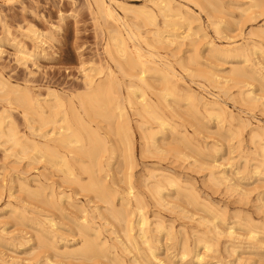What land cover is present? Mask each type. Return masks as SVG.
<instances>
[{"label":"rangeland","instance_id":"obj_1","mask_svg":"<svg viewBox=\"0 0 264 264\" xmlns=\"http://www.w3.org/2000/svg\"><path fill=\"white\" fill-rule=\"evenodd\" d=\"M173 1L171 0L174 5L185 4L184 6L182 4L183 9L190 13L191 20L194 19L191 24L192 30H188L186 26L176 30L180 35L191 34L185 40L181 39L184 44L179 40L182 44L180 46V43L173 45L156 41L154 42L156 44L152 43V39H157V36L152 35L154 28L152 26L145 28L148 24L142 23V20L144 22L147 20L140 15L142 6L147 9L152 6L149 1L147 3L146 0H106L129 28L135 33L137 31L138 36H142L135 37L133 42L126 38L130 56L135 57V49L131 47L135 42L138 43L135 44L136 46L142 47L140 50L146 58L150 56H147L148 53L151 55L156 53L150 58L161 60L165 58V62H169L184 81H181L184 89L182 93L194 92L192 94L195 96L192 99L198 101L199 112L196 114L198 121L192 118L188 109L190 98L184 96L185 98L176 104L178 108L171 103L172 99H168L177 111V115L174 111V115L169 114L167 119L174 126H182L183 131L187 133L186 136L190 134L187 136L188 141L176 137L171 132V124L161 130L158 129L156 122L151 121L149 126L146 124L145 131L148 129L147 131L153 133L155 137L148 138V141L144 140L141 131L134 123V119L138 117L132 114L133 110L127 104H124V111L131 120L134 142L133 159L129 161L124 157L122 145L117 141L116 144L113 142L110 144L113 136L103 132V125L106 126L107 122L114 124L113 120L109 119L105 122L101 117H95L96 121L90 120L94 123L90 122L92 126L97 125L98 130L101 129L99 132L108 139L111 145L109 149L116 150L112 152L109 150L101 156L100 167L95 166L93 168L95 173L92 175L104 181L103 183L110 188V192L115 196L113 200L117 210L122 209L117 206L120 203L119 197L126 193L129 185L134 188V193L138 198L140 197L142 212L148 218L147 224L150 229L148 234L154 238L152 245L155 256L150 258L148 255L141 239L137 237L136 227L131 232L137 239H135L136 246L138 245V248L135 247L137 251L133 246H131L132 250L129 247L126 252L118 249L122 245H117V241L123 237V227L121 228L123 221L118 219L123 215L119 213L117 219L111 214L113 210L106 201L101 198L100 200L96 194H91L92 192L84 191L80 185L77 186L73 177L80 179L81 183L89 181L87 173H82L79 167L73 165L72 179L67 171H63V167L58 168L57 165L52 166V163H48L43 158L39 159L40 153L29 152L33 156L38 155L39 160L29 153H27L28 158H26L27 154L26 157L21 154L16 156L12 154L15 153L14 149H11L12 152L9 150V144L5 146L2 143L0 144V264H104L105 262L106 264H116V262L117 264H133V262L134 264H264V42L260 43L261 38L257 35L252 36L249 31H255L257 27L264 25V16L256 18L254 22H246V17L241 16L237 8L230 6L229 11L232 13L225 18L235 23H231L227 28L224 27L225 29L217 34L209 26L205 14L192 2ZM224 1L226 3L229 0ZM115 2L118 4L116 5ZM97 11L93 0H0V76L18 85L20 92L23 90L30 94L33 92L32 94L38 96L41 101L46 99L51 102L57 94L64 101L66 98L75 97L73 99L75 104L78 103L77 98L87 92L85 75L94 74L93 70L98 71L100 68L105 70L109 67L115 76L117 75V79L126 84L125 80L128 79L122 77L114 62L123 56L118 55L119 58L116 59V55L115 59H110L108 53L113 52L114 49L112 46L114 40L108 37L109 27L111 28L113 23L110 18ZM129 21L135 26L137 24L140 26L134 30L135 26ZM197 23L202 26L199 30ZM121 26L119 25V29L124 34L126 26ZM148 29L151 33L147 32ZM35 33L41 34L42 37H36ZM163 35H166V31ZM143 37L145 43L148 40L146 44L141 39ZM246 41L249 42L248 48H251L252 41L259 43V46L253 49L254 53L251 52L252 50H247L246 55L240 54L242 55L240 56L236 51L239 48L237 46L246 44ZM190 44L195 45V50H192L194 46ZM109 47L110 49L107 50ZM187 54H190L191 58ZM246 58H249L248 62L245 61ZM181 62L185 68L180 67ZM250 63H253L252 67L255 65L254 68L257 69L259 76L249 74ZM237 68L244 69L241 76L236 75ZM96 73L94 78L101 76ZM206 73L213 74L209 76ZM213 77L218 78L219 85ZM208 78L211 80L209 81ZM156 83L155 87L158 88L152 89L154 93L160 88V84ZM124 84L121 86L122 95H126ZM223 86L226 88L224 89ZM52 90L54 92H51ZM147 92L150 98L155 99L152 92ZM14 94L10 92L7 95L13 97ZM247 94L250 95L249 98ZM7 95L0 96V111L4 107L8 108L7 112L11 113L10 116L17 123L20 132L28 134L27 122L23 119L21 111L23 103L18 104L19 101L15 102L12 99L11 104H8L5 101ZM214 100L218 105L212 103ZM207 101L209 106L203 109L202 103ZM27 113L29 116L30 112ZM218 115L220 122L216 118ZM29 117L32 119V114ZM74 157L78 158V156ZM78 159L84 161L80 164L89 166L87 158ZM98 168L101 169L98 171L100 174L97 172ZM211 172H214V175ZM221 172H224V179L219 175ZM68 181L72 183L69 184ZM158 183L163 195L159 201L154 198L152 189ZM50 184L54 189L53 194L50 193L52 192ZM24 185L31 190L34 189L32 190L35 193L34 197H29L34 195L32 191L29 192L32 195H26L28 192L25 191ZM69 185L75 186L69 187ZM38 193H40L39 198L36 195ZM131 205L134 206L133 198ZM132 215L137 219L135 213ZM135 218L133 219L136 220ZM82 219L83 222L90 223L87 225L89 228L85 229L89 238L102 241L101 243L105 241V246L108 245L105 253L95 260H80L79 255L70 257L65 253L60 254L61 249H70L81 244L83 237L76 232V227L81 228L80 223L84 224L81 222ZM158 223L160 227H156ZM214 223L221 230L231 227L235 232L233 234L235 236H231L234 241L222 235L217 241H211L210 248L206 249L202 241L197 242V238L202 235L210 237L212 232L208 230L212 229ZM41 225L54 230L55 235L52 233L51 241L57 247L55 251L58 252H53L51 250L54 249L51 247L42 245L44 238L42 240L39 236ZM250 228L256 232L257 243L247 238ZM237 233L239 240L236 238ZM56 235L58 239H53ZM252 241L255 245L251 243ZM183 243L190 248V252L185 257L181 256ZM233 246L236 250L232 252ZM195 252L202 255L201 261H195L193 256Z\"/></svg>","mask_w":264,"mask_h":264},{"label":"bare ground","instance_id":"obj_2","mask_svg":"<svg viewBox=\"0 0 264 264\" xmlns=\"http://www.w3.org/2000/svg\"><path fill=\"white\" fill-rule=\"evenodd\" d=\"M93 1H94V5L96 6V10L101 12L107 18H110L111 23H113V26L111 28L109 27V34H108L109 36L108 37L112 41L114 40L113 41L114 45L112 43V46H114V49H113V52L110 51L108 53H110V55H109V57H111L110 59H115L116 55H117L116 59L119 58L118 55H120V57L123 56V58H121L123 60L120 59L121 61L116 60L114 62H116V65L118 66V68L122 74V77H126L128 79L127 81L125 80L126 84H124L123 81L118 80L116 77L117 75L115 76L113 70H111V68H109V67H106L105 70H103V68H100L98 71L93 70V71H95V73L97 72L101 76L94 78V77H96V76H94L95 73L91 74V75H89V74L85 75V79H86L85 86L87 87V92L83 96L80 93L81 96H79L77 98L78 99L77 101L79 103V104L78 103L77 104L79 106H77V104H75L73 101V99L75 97L72 96L73 99L72 98H66V101H64V99L60 98V96H58L57 94L54 96L53 100L50 99L51 102H48L46 99L42 100L43 101L42 102L41 100L38 99V96L32 94L33 92L31 94L28 91H24V90H23V92H20L18 85L12 84L8 79L4 78L1 75L0 76V96L2 97L3 94L7 95L10 92L15 93L13 97H9L7 95L5 98L6 100L5 99L4 100L8 104H11L12 99L15 100V102H16V100H17V102L19 101L18 104L20 102L23 103V104L22 103L21 104H22V106L24 105L23 106L24 110H23V107L22 108L20 107V108L22 109L21 110L22 115H23L22 117L27 122L26 125H27V128L29 129V132H28V134L25 132H20L21 130L18 129L17 123L10 116L11 113L7 112L8 108L4 107L0 111V141H1L0 144L3 143V144H5V146L7 144H9V146L7 145L9 150L12 152L11 149H14L15 153H12V154L13 155L16 154V156H20L18 154H21V156L24 155L23 157L27 156L26 158H28L27 153H29V152L31 153V151L37 152L36 154L40 153L39 159L43 158L45 161H48V163L49 162L52 163V166L57 165L58 168L63 167L64 168L63 171H67L69 173V176L74 174L73 173V165L79 167L80 170H82V173L83 172H85V174L87 173L86 176L89 177V181L88 180L86 181L87 183H85V182L81 183L80 179H78L76 177H73L74 178L73 179L71 176L70 178H72L75 181L77 186L80 185L81 188L84 189V191H86V192L89 191L90 193L92 192L91 194H96L99 197V199L101 198L102 200L106 201L107 202L106 204L111 206V208L113 210V213L111 212V214H113L114 217H117V219H118L119 217L117 215L119 213H122L123 216H120V218L118 220L122 219V221H123V222L121 221L123 223L121 225V228L123 227L122 228L123 237L122 238L120 237V239H118V241H117L118 242L117 245L120 244V245H122V247L118 248V249H121V251L126 252V250L129 247L132 250L131 246H133L134 248L135 247L138 248V245L136 246V240L137 239L135 238V235L131 232L136 227L137 231H138L137 237L141 239V243L144 244L145 249L147 250V253H149L148 255H150V258H151V256L152 257L155 256L154 255V246L152 245V238L153 237H151L148 234L150 231V229L148 227L149 225L147 224L148 218H147L146 214H143V212H142L141 200L139 199L140 197L138 198V195L136 193H134V191H133L134 188L131 185H129L127 191H125L126 193L119 197L120 203L117 206L118 207L120 206L119 208H122V209L117 210V208L114 207L115 206V203L113 200L115 197L114 194L111 193L109 190L110 188L106 184L103 183L104 181L102 182L100 179L95 178L92 175V173H95V172H93V168L95 166L96 167L99 166V163L101 161L100 160L101 156H103L106 152H109V150L111 152L113 150H115L113 148L109 149V147L111 146L110 144H112V142L114 144L116 141L119 142L120 145H122L121 147H123V149H121V150L124 151V153H123L124 157H126L129 161H132V159H133V143L134 142H133L132 125H131V120L129 119V116H127L125 111H124V104H127V106H129L133 110L132 114L135 115L136 117H138V118L134 119V123H135L136 127L141 131V137L144 140L148 141L149 140L148 138H153V136H154L153 133L147 131L148 129L145 131L146 124L148 125L151 122H153V123L156 122V124L158 125L157 127H159L158 129H161V130L164 129L165 126H167V125L169 126L171 124V126H170V127H172V128H170L171 132L176 137H178L179 139H185V141L187 142L188 141L187 136H190V134L186 136L187 133H185V131H183V129L181 128L182 126L181 127H180V125L174 126L167 119L168 115L175 111V108L171 103H173V104H175V106H177L176 104L178 102H180L182 99H184L185 98L184 96H186V98H190L188 109L190 110V114H191L192 118L197 120L196 114L199 112V109L197 108L198 107L197 106L198 101L195 102L193 100L194 99L193 96H195V95H193L192 93H194V92L188 90L189 91L188 94L182 93V91L184 89L181 86V81L183 79L181 80V77H179L177 75L174 68L172 67V65L169 62H165L166 61V60H164L165 58L163 60L153 58V57L150 58V56L155 55L156 53H154L152 55L148 53L147 56L148 55H150V56L148 58H146L144 56V54L142 53V51L140 50V49H142V47H140L139 45H137V46H139V47H137L135 44H138V43H135V42H134V44L132 43V46H131L132 48L134 47V49H135V51H134L135 57H131L130 56L131 54H129L130 52L128 53L129 46H127V44H126L127 43L126 38H128V40L131 39V41L134 40L135 37L138 36L137 31H136V33L134 31H132L129 28V25L125 23V21L122 19V17H120L115 12L116 10H114L112 8L111 4L107 3L106 0H93ZM110 1H112V0H110ZM148 1L151 3L150 5H152V6L149 5L150 7H148V9L145 8L144 6H142L143 9L144 8L145 9L144 10L141 9L140 13H142V14H140V15H143L144 17L143 16L142 17L145 18V20H147L145 22L142 20V23L147 22V24H148V25L145 24L146 25L145 28L150 27V26H152L154 28V29H152V33H153L152 35L157 36V39H155V40L152 39L153 40L152 43H154L156 41V42H164L167 45H173L176 43L177 44L180 43L179 46L182 45L180 41L183 42V40H181V39L185 40V38L190 37L191 34L180 35V33L177 32L178 31L177 29H180L181 27L186 26L188 30L189 29L192 30L191 24L193 23V20H194V19L191 20L190 13L187 10L183 9V7H182L183 3L182 4L178 3L177 5H174L171 2V0H148ZM148 1L146 0L147 3H149ZM184 1L192 2V4H194L201 12H203L205 14V17H206V20H207L209 26H211L214 29V31L217 32V34H219L223 29H225L224 27L227 28L228 26L231 25V23H235V22H231L229 19L225 18L226 15L230 16V14L232 13L229 11L230 6H233L235 9L237 8L239 10L241 16L244 15L246 17L245 18L246 22H254L256 20V18L264 16V0H245V1H243V0L242 1L241 0H229L228 2H226L227 4L225 3L224 0H184ZM115 3H116V5L118 4L117 2H115ZM184 5L185 4H183V6ZM138 8H140V7H138ZM138 15H139V13H138ZM133 19H135V18H133ZM237 22H239V21H237ZM105 23H107V21ZM130 24H133V23L130 22ZM138 24H139V20H138ZM138 24H137V26H138ZM119 25L126 26V32H124V34H126V36H124V34L119 29ZM141 25H144V24H141ZM238 25H239V23H238ZM133 26H135V25L133 24ZM133 26L131 28H133ZM137 26H135L134 30L138 29V28H136ZM239 26H242V25H239ZM201 27H202L201 24H198V27H197L198 30L201 29ZM256 29L257 30H255V31H251V30H249V31L252 33V36L257 35L258 37L261 38L260 43L264 42V25L260 26L259 28L257 27ZM183 30H185V29H183ZM164 31H166V35H163ZM200 31H202V30H200ZM147 32H150V29H148ZM181 34H182V32H181ZM250 34H247V35H249V37H250L251 36ZM35 35H36V37H42L41 34H38V33H35ZM139 36L142 37L141 35H139ZM192 38H194V37H192ZM141 39H142V41H144V37ZM106 42H107V40H106ZM147 42H148V40L146 41V43ZM188 42H191V41H188ZM143 43H145V41ZM248 43L249 42L246 41V44H238V46L236 45L237 47H239L236 50L237 53H239V55L240 54L246 55L247 50H250V51L252 50L251 52L254 53L253 49L255 50V48L259 46L258 45L259 43H256V42L253 43V41H252L253 44L250 43L251 48H248L247 47L249 45ZM154 44H156V43H154ZM183 44H184V42H183ZM186 44H187V42H186ZM157 45H160V44H157ZM190 45L194 46L192 48V50H193L195 48V45H193V44H190ZM109 49H110V47L107 50H109ZM259 49H261V48H259ZM148 50H150V49H148ZM149 52L151 53V51H149ZM108 53H106V54H108ZM248 53H250V52H248ZM242 55H240V56H242ZM188 56H189V58H191L190 54ZM249 56H250V54H249ZM248 60H249V58L248 59L246 58L245 61L248 62ZM190 61H192V60H190ZM252 65H253V63L251 64V67L249 68V74L251 76L252 75L259 76L260 74L256 71L257 69L254 68L255 65L253 67H252ZM183 66L184 65H182V62H181L180 67L185 68ZM201 69L204 70L203 68H201ZM237 69L238 70L236 71V73H237L236 75L241 76L242 71L244 69L243 70L239 69V68H237ZM131 71H133V72H131ZM97 73H96V75H97ZM245 73H247V72H245ZM206 74H208V73H206ZM211 74H213V73H211ZM211 74H208V75L211 76ZM215 78L213 80L215 82H217L218 78L217 77H215ZM208 80L210 81L211 79L208 78ZM155 82H157L156 84H158V85L160 84V88L158 91H156V93H154V91H153L155 88H158V87H155ZM182 82H184V81H182ZM122 84H124V86H125L124 87L125 91H126L125 92L126 95L124 94L125 96L121 94V93H123L121 91L122 90L121 89ZM217 85H219L218 82H217ZM221 87H220V89H221ZM223 87H224V89L226 88L225 86H223ZM26 90H27V88H26ZM29 91H31V90H29ZM147 91H150V93L152 92V94L155 95V99H152L153 97L150 98L149 95L147 94L148 93ZM51 92H54V91L52 90ZM240 92H243V91H240ZM246 96L248 98L250 97L249 94H247ZM169 97H171V98H169ZM168 99H172V102L170 103V101ZM197 99H199V98L197 97ZM251 99L253 100V98H251ZM42 103L46 104V105L43 104L44 106H46V108H44ZM212 103L218 105V102L215 100ZM207 104H208V101L202 103L203 109L208 108L209 105H207ZM176 108H178V106ZM9 112H11V111L9 110ZM27 112H30L29 116H30V114H32V116H33L32 119H30ZM175 112H176L175 114L177 115V111H175ZM115 115H116V117H115ZM173 115H174V113H173ZM95 117H101L103 120H105V122L108 121L109 119L113 120L114 124L107 122L106 126L103 125V127H104L103 132L105 134L113 136V138L110 139L111 140L110 144L108 142V139H106L102 135V133L99 132V130L101 131V129L98 130L99 127L97 125H96V127H95V125H94V127L92 126V124H94V123L91 122L90 120L94 119L96 121ZM86 118L88 120H86ZM216 118H217L218 122H220L219 115ZM177 126H179V127L177 128ZM199 126H200V123H199ZM201 126H203V124H201ZM195 130H197V129H195ZM173 134H172V136H173ZM37 137H38V139H37ZM151 145H152V143H151ZM155 145L157 146V144H155ZM117 146H118V144H117ZM61 147H63L64 149ZM114 148H117V147H114ZM154 148H156V147L154 146ZM61 149L64 151H62ZM4 151H7V150L5 149ZM6 154H7V152H6ZM36 154H34L35 156H33L32 154H30V155L35 157V159H36L38 157V155L36 156ZM31 156H29V157H31ZM74 156H78V158H83V159L87 158V161L89 162V166H87L85 164H80L81 161H79V159L77 157H74ZM39 159L37 158V160H39ZM42 162H43V160H42ZM83 162L84 161H82L81 163H83ZM77 163L80 165L78 166ZM107 164H108V162H107ZM99 169L100 168H98V170L97 169H95V170H97V172H98L101 170V169L100 170ZM76 170H78V169H76ZM211 173H212V175H214V172H211ZM80 174H81V172H80ZM63 175H65V174H63ZM219 175H221V177H223V179L225 178L223 176L224 172L219 173ZM68 182H69V184L72 183V182L70 183V181H68ZM115 183H117V182H115ZM128 184H129V182H128ZM24 186L26 187L25 191L27 190L26 192H28V193L31 192L32 190H34V189H32V190L29 189V187H27V185H24ZM50 186H51L50 188H52L51 184H50ZM70 186H72V185H69V187ZM74 186H72V187H74ZM81 188H78V190H80ZM152 189L154 192L153 195L155 196L154 198H156L159 201L163 196L161 194V188H160L159 183L156 184L155 188H152ZM51 190H52V192H50V193L53 194L54 189L52 188ZM113 191L116 192L115 190H112V192ZM36 192H38V191H36ZM28 193H26V195H32L31 193H33V191L29 194ZM33 194L34 195L29 196V197H34L35 193H33ZM39 194L40 193L36 194L37 197L39 196ZM58 194L59 193H57V195ZM61 197H62V195H61ZM189 197H191V196H189ZM41 198H43V197H41ZM131 198L134 199V206L131 205ZM40 200H42V199H40ZM47 200H48V198H46L45 201H47ZM49 201H51V200H49ZM51 204H53V203H51ZM54 205H56V204H54ZM133 213H135L138 216L137 219L135 218L134 215H132ZM132 216H134V217H132ZM121 217H124V218H121ZM133 218H135L136 220H134ZM84 219H82L81 222H83ZM47 222H50V221H47ZM83 223L85 225L80 223L81 228L80 227L78 228L75 226L76 230H77L76 232L81 234L83 237L81 244H78L76 247H71L70 249H66V248H64L63 250L61 249L60 254L65 253L67 255H70V257L72 255H79L80 260L81 259L95 260L102 253H105V251L107 250L106 247L108 245L105 246V243H104L105 241H103V243H101L102 241L99 242V241H96L94 238H91V237L89 238V236L85 232V229L89 228V226H87V225L90 223H88V224H87V222L86 223L83 222ZM159 224L160 223L156 224L157 225L156 227H160ZM41 226H42V229H40L41 231L39 233V236L42 238V240L44 238V240H43L44 242H42V245L44 247H51L52 249H54L51 251L54 252L57 247H55L53 241H51V237L53 236V234L55 235V232H54V230L52 231L50 229V227L46 228L43 225H41ZM211 227H212V229L208 230V232H212L210 237L206 236V235H202L201 237L199 236V238H197V242L202 241L204 243V247L206 249L210 248V242L211 241H213V240L217 241L220 238V236H222V235L228 236V238L229 237L232 238L235 236V235H233V234H235V232H233L231 227L227 228V230H221L217 225H215V223ZM238 234L239 233L236 234L237 235L236 238H238V240H239ZM248 234H249L247 237L248 239H251L254 242L257 241L258 238H256V232L252 228L249 229ZM81 235H79V236H81ZM170 236H172V234H170ZM97 237H99V236H97ZM54 238L58 239L57 235H56V237H53V239ZM225 238H227V237H225ZM98 239L101 240L100 238H98ZM140 239H139V241H140ZM232 239L234 241V238H232ZM236 241H237V239H236ZM248 241H250V240H248ZM253 241L251 243H253ZM235 245H236V243H235ZM144 246H143V248H144ZM188 247L189 246L186 243L182 244V250H181L182 255L181 256L185 257V255H187L190 252V248H188ZM252 247H254V246H252ZM136 248H135V250H136ZM235 250L236 249H234V246H233V249L231 247L232 252ZM55 252H58V251H55ZM109 253H110V251H109ZM193 256L196 259V260L194 259L195 261L199 262L202 259V255L199 254L198 252H195L193 254ZM134 258H135V256H134ZM97 261H99V260H97ZM101 261L104 262V260H101ZM80 262H82V261H80ZM104 264H106V262ZM116 264H117V262H116ZM133 264H134V262H133Z\"/></svg>","mask_w":264,"mask_h":264}]
</instances>
